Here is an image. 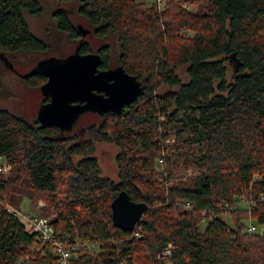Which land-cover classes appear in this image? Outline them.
I'll return each mask as SVG.
<instances>
[{
	"label": "trees",
	"instance_id": "obj_1",
	"mask_svg": "<svg viewBox=\"0 0 264 264\" xmlns=\"http://www.w3.org/2000/svg\"><path fill=\"white\" fill-rule=\"evenodd\" d=\"M63 1L77 2L53 12L82 41L75 51L102 54L108 69L113 46L87 41H117V64L143 91L70 131L0 107V264H63L58 244L66 264H264V0ZM41 10L0 0V52L49 49L27 19ZM99 142L119 148L117 179L102 173ZM122 190L148 205L133 231L113 223ZM35 216L51 220L53 240Z\"/></svg>",
	"mask_w": 264,
	"mask_h": 264
},
{
	"label": "water",
	"instance_id": "obj_2",
	"mask_svg": "<svg viewBox=\"0 0 264 264\" xmlns=\"http://www.w3.org/2000/svg\"><path fill=\"white\" fill-rule=\"evenodd\" d=\"M77 28L84 35L91 31L83 24H78ZM0 57L7 66L15 69L4 53L0 52ZM102 63L99 53L77 50L66 57L43 58L29 72L20 73L23 77L41 73L47 78L41 91L50 100L38 111L42 126H57L70 131L87 111L120 113L137 100L143 91L138 78L121 65L101 69ZM147 209V203L132 200L129 193L122 190L112 202L113 223L133 231Z\"/></svg>",
	"mask_w": 264,
	"mask_h": 264
},
{
	"label": "rangeland",
	"instance_id": "obj_3",
	"mask_svg": "<svg viewBox=\"0 0 264 264\" xmlns=\"http://www.w3.org/2000/svg\"><path fill=\"white\" fill-rule=\"evenodd\" d=\"M40 2L41 12L27 13V19L32 31L46 40L45 42L49 44V49L46 51H22L6 55L9 62H12L21 73L29 72L43 58L51 56L66 57L72 54L77 46H81L82 41L78 38L77 40L71 39L66 32L58 28L57 21L53 15L54 10L60 6L69 11L76 12L77 8L75 4L77 2H66L63 0H40ZM88 39L90 40L87 41L89 46L94 50L101 44L109 43L113 46L111 49L112 65L114 67L118 65L119 45L117 41H111V38L110 41L93 39L91 37ZM3 61L0 65V75L3 82L2 89L0 90V107L8 108L30 120H35L38 118V111L43 103L44 95L41 88L28 84L23 76L14 72ZM98 116L86 113L77 121V124L78 126H85L91 122L99 121L101 118ZM172 140H174L173 137ZM118 150L119 148L111 142H99L97 144L95 156L98 158L103 175L117 179L118 165L116 155ZM8 169L4 167L5 172ZM194 170L196 171V169ZM39 204H44V201H39ZM21 210L24 213L34 214L37 208L29 199H25Z\"/></svg>",
	"mask_w": 264,
	"mask_h": 264
},
{
	"label": "built area",
	"instance_id": "obj_4",
	"mask_svg": "<svg viewBox=\"0 0 264 264\" xmlns=\"http://www.w3.org/2000/svg\"><path fill=\"white\" fill-rule=\"evenodd\" d=\"M5 168H9V165H4ZM31 227L34 231L39 232L45 240H53L54 237V227L51 224V220L46 216H35L30 219ZM251 229L254 226L250 227ZM58 251L61 255V262L63 264L67 263V259L71 256V251L62 244H58ZM167 253H170V248L166 250Z\"/></svg>",
	"mask_w": 264,
	"mask_h": 264
},
{
	"label": "flooded vegetation",
	"instance_id": "obj_5",
	"mask_svg": "<svg viewBox=\"0 0 264 264\" xmlns=\"http://www.w3.org/2000/svg\"><path fill=\"white\" fill-rule=\"evenodd\" d=\"M77 24H78V23H77ZM77 24H76V26H77ZM92 32H93V31H92ZM92 32H90V33L87 34V35H90V36H91ZM92 36H93V35H92ZM106 45H107V44H106ZM106 45L102 44V45L98 46L97 49H96L95 51H98L99 48H101L102 46L104 47V46H106ZM100 53H101V52H100ZM101 55H102V54H101ZM102 64H103V63H102ZM117 66H119V65H117ZM117 66H116V67H117ZM14 68L17 69L15 66H14ZM100 68H101V69H105V68H103L102 66H100ZM111 68H114V66L112 65ZM15 69H13L14 72H16V73H21L20 70L17 69V71H18V72H17ZM43 99H44V97H43ZM42 104H43V103H42ZM42 104H41V105H42ZM90 112H91V111H90ZM91 113L94 114V115H100V113H98V112H91ZM101 115H102V114H101Z\"/></svg>",
	"mask_w": 264,
	"mask_h": 264
}]
</instances>
